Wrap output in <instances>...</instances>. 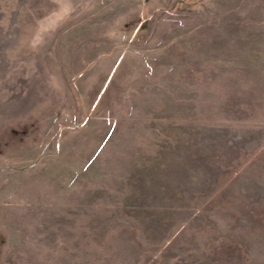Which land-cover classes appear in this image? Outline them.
<instances>
[{"label": "rangeland", "instance_id": "obj_1", "mask_svg": "<svg viewBox=\"0 0 264 264\" xmlns=\"http://www.w3.org/2000/svg\"><path fill=\"white\" fill-rule=\"evenodd\" d=\"M0 264H264V0H0Z\"/></svg>", "mask_w": 264, "mask_h": 264}]
</instances>
